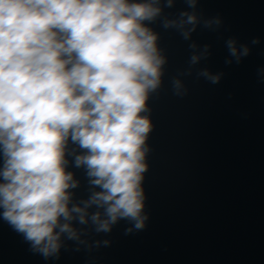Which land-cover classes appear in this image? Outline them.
I'll return each mask as SVG.
<instances>
[{"label":"clouds","instance_id":"clouds-1","mask_svg":"<svg viewBox=\"0 0 264 264\" xmlns=\"http://www.w3.org/2000/svg\"><path fill=\"white\" fill-rule=\"evenodd\" d=\"M0 0V218L30 251L59 259L109 247L114 227L142 231L149 101L164 85L169 57L159 22L187 43L186 65L170 78L172 94L189 93L195 76L218 85L224 71L205 65L212 44L198 29L219 33L220 15L206 17L201 0ZM224 39V65H239L259 45ZM264 78V67L257 70ZM83 171L84 197L77 198Z\"/></svg>","mask_w":264,"mask_h":264},{"label":"water","instance_id":"water-1","mask_svg":"<svg viewBox=\"0 0 264 264\" xmlns=\"http://www.w3.org/2000/svg\"><path fill=\"white\" fill-rule=\"evenodd\" d=\"M186 7L178 0V12ZM206 16L220 15L219 33L198 29L193 39L212 44L205 65L224 71L218 85L186 79L189 93L172 94L170 78L184 67L187 43L157 22L160 47L169 57L164 85L149 101L154 129L148 143L144 230L125 235L121 221L109 247L73 250L45 260L0 218V264H264V0H201ZM260 44L239 65H224V39ZM76 172L87 195L82 170Z\"/></svg>","mask_w":264,"mask_h":264}]
</instances>
